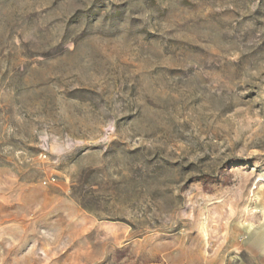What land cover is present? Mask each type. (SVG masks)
<instances>
[{"label":"rangeland","instance_id":"374dc122","mask_svg":"<svg viewBox=\"0 0 264 264\" xmlns=\"http://www.w3.org/2000/svg\"><path fill=\"white\" fill-rule=\"evenodd\" d=\"M263 250L264 0H0V264Z\"/></svg>","mask_w":264,"mask_h":264},{"label":"crops","instance_id":"0c3cea01","mask_svg":"<svg viewBox=\"0 0 264 264\" xmlns=\"http://www.w3.org/2000/svg\"><path fill=\"white\" fill-rule=\"evenodd\" d=\"M250 264H264V250L262 252H250ZM239 264H249L244 262L242 259L239 261Z\"/></svg>","mask_w":264,"mask_h":264}]
</instances>
